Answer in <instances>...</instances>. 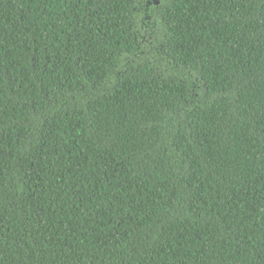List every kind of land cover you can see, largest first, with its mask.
Listing matches in <instances>:
<instances>
[{"label": "trees", "instance_id": "1", "mask_svg": "<svg viewBox=\"0 0 264 264\" xmlns=\"http://www.w3.org/2000/svg\"><path fill=\"white\" fill-rule=\"evenodd\" d=\"M0 264H264V0H0Z\"/></svg>", "mask_w": 264, "mask_h": 264}]
</instances>
